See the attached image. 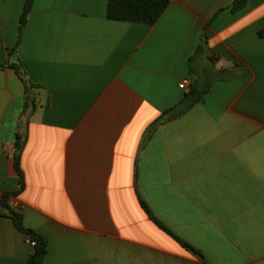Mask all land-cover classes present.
Listing matches in <instances>:
<instances>
[{"label": "crops", "instance_id": "1", "mask_svg": "<svg viewBox=\"0 0 264 264\" xmlns=\"http://www.w3.org/2000/svg\"><path fill=\"white\" fill-rule=\"evenodd\" d=\"M233 2L170 0L145 26L108 0H34L12 58L26 0H0V198L44 264H264V0L218 14ZM207 69L202 101L158 122ZM7 213L0 264H28Z\"/></svg>", "mask_w": 264, "mask_h": 264}, {"label": "trees", "instance_id": "2", "mask_svg": "<svg viewBox=\"0 0 264 264\" xmlns=\"http://www.w3.org/2000/svg\"><path fill=\"white\" fill-rule=\"evenodd\" d=\"M248 3V0H234L227 8H224L218 12L229 10L232 13H237L244 9ZM34 0H26L23 13L20 17L19 24V37L16 46L11 50L10 56L12 58L16 57L17 49L20 43L21 32L25 26L30 13L32 12ZM170 4V0H108L107 5V18L111 21L125 22L130 24H139L145 26L155 25L161 16L164 14L166 9ZM217 16V15H216ZM207 27L204 28L202 36L198 47L195 51L194 56L190 61L194 60L198 56L206 54L208 50V39H207ZM260 35H264V30L260 32ZM3 66H0V68ZM8 67L15 70L16 73L24 80L26 77L24 72L21 69L19 62L10 63ZM225 76H232L233 73L227 70H222ZM198 78L195 82L190 85L189 91L185 94L183 100L176 107H173L165 111L158 122H165L177 119L191 110L196 104L200 103L204 96L208 93L211 88L212 80L208 81L203 77L208 75L207 71L203 70V74H197ZM26 86V92L29 94V91L35 87H38L32 84L29 80H24ZM26 101H29L27 98ZM28 107L26 103V108ZM26 139L22 134H17L15 149H14V161L15 169L20 178V185L23 186V172L21 170V156L25 146ZM16 194H8L0 198V207L7 210V215L14 222L15 228L22 235L28 237L30 241L34 244V253L28 260V264H44V260L47 254L48 242L37 232L28 229L24 226L22 216L15 212L8 204L9 197H14ZM185 245V244H184ZM186 246V245H185Z\"/></svg>", "mask_w": 264, "mask_h": 264}, {"label": "built area", "instance_id": "3", "mask_svg": "<svg viewBox=\"0 0 264 264\" xmlns=\"http://www.w3.org/2000/svg\"><path fill=\"white\" fill-rule=\"evenodd\" d=\"M191 85V82L190 80H184L180 85H179V88L181 90H187Z\"/></svg>", "mask_w": 264, "mask_h": 264}, {"label": "rangeland", "instance_id": "4", "mask_svg": "<svg viewBox=\"0 0 264 264\" xmlns=\"http://www.w3.org/2000/svg\"><path fill=\"white\" fill-rule=\"evenodd\" d=\"M206 71L208 72V75H207V76L209 77V76H210V70L207 69ZM210 78H211V77H210Z\"/></svg>", "mask_w": 264, "mask_h": 264}]
</instances>
